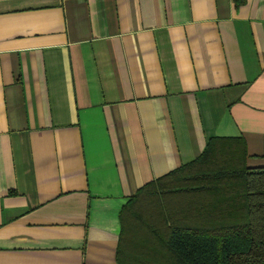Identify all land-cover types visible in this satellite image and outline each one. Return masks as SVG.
<instances>
[{"label": "crops", "instance_id": "0c3cea01", "mask_svg": "<svg viewBox=\"0 0 264 264\" xmlns=\"http://www.w3.org/2000/svg\"><path fill=\"white\" fill-rule=\"evenodd\" d=\"M215 138L264 167V0H0V264H119L125 203Z\"/></svg>", "mask_w": 264, "mask_h": 264}, {"label": "trees", "instance_id": "16d2710c", "mask_svg": "<svg viewBox=\"0 0 264 264\" xmlns=\"http://www.w3.org/2000/svg\"><path fill=\"white\" fill-rule=\"evenodd\" d=\"M240 139L136 190L120 213L119 264H264V167Z\"/></svg>", "mask_w": 264, "mask_h": 264}]
</instances>
